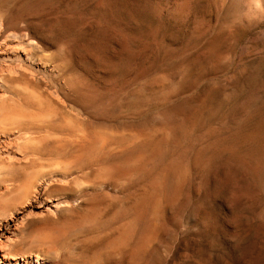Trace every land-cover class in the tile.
<instances>
[{
	"label": "rangeland",
	"instance_id": "1",
	"mask_svg": "<svg viewBox=\"0 0 264 264\" xmlns=\"http://www.w3.org/2000/svg\"><path fill=\"white\" fill-rule=\"evenodd\" d=\"M0 70V264H264V0H0Z\"/></svg>",
	"mask_w": 264,
	"mask_h": 264
},
{
	"label": "bare ground",
	"instance_id": "2",
	"mask_svg": "<svg viewBox=\"0 0 264 264\" xmlns=\"http://www.w3.org/2000/svg\"><path fill=\"white\" fill-rule=\"evenodd\" d=\"M3 21V20H2ZM25 25V24H24ZM2 27V26H1ZM27 28V27H26ZM1 72H2V70H0V75H1ZM3 73V72H2ZM9 74V73H8ZM2 76L3 75H1V77H0V79L2 78ZM8 76V75H7ZM5 77V79H6V75L4 76ZM3 77V78H4ZM2 78V79H3ZM3 95V94H2ZM1 96V95H0ZM2 98V97H1ZM5 98V96L3 97V99ZM7 98V97H6ZM5 98V99H6ZM9 98V97H8ZM3 99L1 100L0 99V102H4L3 101ZM15 99V98H14ZM7 100V99H6ZM2 105H3V103H2ZM4 106H5V103H4ZM7 107V106H6ZM8 110V109H7ZM11 111V110H10ZM7 112V111H6ZM16 115V114H15ZM17 116V115H16ZM25 116H27V115H25ZM31 117V116H30ZM34 117V116H33ZM32 117V118H33ZM37 117V116H36ZM24 118H26V117H24ZM18 119V118H17ZM35 119V118H34ZM25 120H28V119H25ZM41 120V119H40ZM39 120V121H40ZM19 121V120H18ZM23 121V120H22ZM28 122H30V121H28ZM27 122V124L25 123V127L23 126H21L20 124H17V120H16V122H15V118L13 117V116H11V115H7V114H5L4 113V111L2 110V106L0 105V133H2L3 134V136H4V133H7L8 131H12V132H14L15 130V132H16V134H17V130H18V132H20V137L22 138L19 142H21L20 143V150L21 151H23V152H25L24 154H26L27 156H28V158H27V156H25V159L27 158L28 159V161H27V159L25 160L26 162H30V161H35V160H38L37 159V157H38V155H39V153H38V155H37V157H36V159L34 158L35 156H36V154H37V152L38 151H40V149H42V148H40V147H42L41 146V144H40V141H38V138H39V135H42V136H45V137H48V136H50L48 133L46 134V135H43V133L42 134H39V135H36V134H34V136L37 138H35V137H32L31 135V133L32 132H30V130H31V128L30 127H35V125H33L32 126V124L31 125H29V123ZM32 122V121H31ZM18 123H20V121L18 122ZM69 123V122H68ZM21 124H23L22 122H21ZM34 124H38V123H35L34 122ZM26 125H29V127L28 126H26ZM38 125H40V124H38ZM37 125V127H38V129H39V127L40 126H42L41 127V129H44V126H43V123L41 122V125L40 126H38ZM71 125V124H70ZM37 127H35V128H37ZM32 128V129H33ZM41 129H39V130H41ZM14 130V131H13ZM34 130V129H33ZM38 130V131H39ZM35 131H37L36 129H35ZM38 131H37V133H38ZM43 131H45V129L43 130ZM47 132H49L48 130H46ZM14 132V133H15ZM34 132V131H33ZM11 133V132H10ZM35 133V132H34ZM40 133V132H39ZM12 134V133H11ZM14 135V134H13ZM48 135V136H47ZM5 136H6V134H5ZM19 136V135H18ZM17 136V137H18ZM35 140H37V141H35ZM39 140H41L40 138H39ZM19 142H18V144H19ZM39 142V143H38ZM16 143V142H15ZM38 143V144H37ZM10 144H12V143H10ZM14 144V143H13ZM38 145H40V147L38 146ZM18 146V145H17ZM16 147V146H15ZM40 148V149H39ZM39 149V150H38ZM16 150V149H15ZM18 151H19V149H18ZM21 154V153H20ZM24 154H23V156H24ZM22 155V154H21ZM40 156H41V153H40ZM39 156V157H40ZM20 157H22V156H20ZM42 157V156H41ZM22 158H24V157H22ZM44 158V157H43ZM3 158L1 157V159L0 160H2ZM10 159H12V157L10 158ZM18 159H20L21 160V158H17L16 159V161L18 162ZM29 159H31V160H29ZM39 159H41V158H39ZM23 160V159H22ZM21 160V161H22ZM20 161V162H21ZM33 161V162H34ZM39 161V160H38ZM17 162H14L15 164L14 165H16V163ZM33 162H30L29 164H33ZM40 162H41V164H42V160H40ZM46 162V161H45ZM25 163V162H24ZM24 163L21 165L19 162H18V164L16 165L17 167H16V169L17 168H19V169H17V170H19V171H17L16 169H15V167L13 166V168L11 169V171H9L10 170V168L12 167V165L10 164V161H9V170H7V171H9V172H7V174L6 175H8L9 176V174H12V173H15L14 172V170H16L17 172H18V174H20V171H21V169H22V166H23V168H24ZM28 163H26V164H28ZM43 163H44V161H43ZM47 164H45L46 166L47 165H49V163L50 162H46ZM32 164L31 165H29V166H32ZM34 164H36V161H35V163ZM33 164V166L31 167V168H36V166L37 165H34ZM5 165H7L6 163L3 165L5 168H7V166H5ZM44 164H42V166H43ZM44 165V166H45ZM11 166V167H10ZM19 166V167H18ZM27 166V165H26ZM50 167H51V163H50V165H49V167L47 166V167H42L40 170H38V172L36 173V175H34V176H32L30 173H28V175H26L27 173L25 172L26 170H25V168H24V171H23V173H21V175L20 176H22L23 175V177H20L21 178V181H19V183L17 184V185H15L16 187H17V189H16V187L15 186H11V187H14L15 188V191H14V188L12 189L11 187V191L14 193V194H11L9 197H13L14 195H15V197H17V196H19V198L20 199H22V201L20 202V203H23V202H26V201H23V199H27L28 198V195H29V197L31 198L32 197V195H33V197H34V195H35V192H37V191H39L38 190V187H40L41 185L43 186V185H45V183H47V182H50L52 179L54 180V178H55V176H54V178H53V174H54V172L55 171H57V167H56V165H54V166H52L54 169H55V167H56V170L53 172L52 171V167H51V169H50ZM5 168H2V166H0V174H1V172L3 173V170L5 169ZM30 168V169H31ZM35 168L34 169H31L30 171H35ZM44 168H47V170L46 169H44ZM1 169H2V171H1ZM27 169H29V168H27ZM49 169V170H48ZM68 169V168H67ZM6 170V169H5ZM12 170H13V172H12ZM23 170V169H22ZM58 170H60V172H63V170L65 171L66 170V168H63V170H61V169H58ZM12 172V173H11ZM22 172V171H21ZM24 172H25V175H26V177L24 176ZM36 172V171H35ZM35 172H33V173H35ZM59 171H57V173H58ZM68 172V171H67ZM57 173H55V174H57ZM64 173H66V171L64 172ZM59 174H61V173H59ZM59 174H57V175H59ZM63 174V173H62ZM66 174H68V173H66ZM66 174H64V175H66ZM8 176H5L7 179H11L12 178V176L13 175H10L11 177H9L8 178ZM32 176V177H31ZM62 176V175H61ZM61 176H57L56 177V179L59 177L60 179H61ZM66 176H68V175H66ZM4 177V179L6 180V178ZM27 177H29V178H27ZM70 176H68V178H69ZM16 178L19 180V178L17 177V175H16ZM58 178V179H59ZM67 178V179H68ZM13 179V178H12ZM14 179H15V177H14ZM62 179H66V177H64V178H62ZM16 180V179H15ZM1 182V181H0ZM6 182H7V180H6ZM5 182V183H6ZM13 182V181H12ZM57 182V181H56ZM60 182V181H59ZM9 183V182H8ZM7 183V184H8ZM14 183H15V181L13 182V183H10V184H13L14 185ZM54 183V182H53ZM64 183H65V181H64ZM72 183V182H71ZM9 184V185H10ZM16 184V183H15ZM54 184H57V183H54ZM65 184H67V183H65ZM69 184V183H68ZM58 185H60L59 183H58ZM64 185V184H63ZM71 185V184H70ZM44 187V186H43ZM68 187H70V186H68ZM1 188V187H0ZM8 188V187H7ZM9 189V188H8ZM8 189H6V190H8ZM41 189V188H40ZM68 189V188H67ZM10 191V192H11ZM18 192V193H15V192ZM9 192V191H8ZM9 192V193H10ZM5 193V195H6V192H4ZM4 193H2L1 195H0V207L3 209L6 205V207L5 208H8L9 207V204L10 203H14V201L16 200L17 201V199H19V198H15V200H11V199H9L10 201H8L7 200V198L8 197H4L5 195H4ZM34 193V194H33ZM46 193V192H45ZM17 194V195H16ZM25 194V195H24ZM38 194V193H37ZM20 195H23L24 197L25 196H27V198H24L23 196H20ZM31 195V196H30ZM23 197V198H22ZM14 199V198H13ZM29 199V198H28ZM27 202H28V200H27ZM12 203V204H13ZM16 203V202H15ZM15 203L12 205V206H15ZM17 205H18V202L16 203ZM4 208V209H5Z\"/></svg>",
	"mask_w": 264,
	"mask_h": 264
}]
</instances>
